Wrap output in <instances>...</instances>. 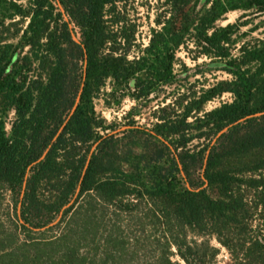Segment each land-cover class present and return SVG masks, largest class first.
<instances>
[{
    "label": "trees",
    "instance_id": "1",
    "mask_svg": "<svg viewBox=\"0 0 264 264\" xmlns=\"http://www.w3.org/2000/svg\"><path fill=\"white\" fill-rule=\"evenodd\" d=\"M1 3L0 189L17 223L0 264H217L221 245L264 264V42L237 39L264 0H159L147 44L135 0ZM214 67L231 78L190 80ZM110 84L139 102L177 87L154 127L114 132L95 108Z\"/></svg>",
    "mask_w": 264,
    "mask_h": 264
},
{
    "label": "rangeland",
    "instance_id": "2",
    "mask_svg": "<svg viewBox=\"0 0 264 264\" xmlns=\"http://www.w3.org/2000/svg\"><path fill=\"white\" fill-rule=\"evenodd\" d=\"M159 0H135L136 6L139 7V13L137 15V19L140 22V36L141 39L147 44L149 41V37L151 35L152 26H155V17H156V4ZM152 4L153 8L150 7ZM1 13L4 14L6 12V5L4 3L0 4ZM11 12V11H10ZM244 10H234L228 12L226 15L223 16L218 21L220 25H226L230 22H236L239 17L244 14ZM9 13V12H8ZM243 20H249V25L243 26L240 33L237 36L239 40V44L242 43L244 40H253L263 41L264 42V16H255L253 13L250 12V15L245 17ZM251 28H258L257 30L253 31L246 35L247 31ZM8 33H12L15 31L14 28L11 30H7ZM15 43L18 42V39L11 40ZM179 55L185 58L190 65H194L192 60H190L184 50L180 51ZM180 68V67H179ZM186 76L185 73H182V78ZM197 77L201 79L208 78L206 84H212L218 80L231 78V74L222 70V69H207L206 76L198 75L193 76L191 75L190 80H195ZM186 82V81H183ZM177 84L173 86H168L166 93L169 94L171 91L175 90ZM109 90L111 93L109 96L104 98H97L95 99V108L97 113L107 120L108 123H112L116 126V130L114 132H120L127 128V126L134 120L137 125L146 126L149 128L154 127L157 118L154 116V111L156 108L160 106L164 102L165 94L160 97H156L151 101H137L134 99L128 89H125L122 86L109 85ZM233 99V95L230 92L225 93L222 97L211 101L208 104L209 108H214L216 106L221 105L224 101H230ZM108 100V101H107ZM109 102V103H108ZM16 116L15 111L10 113V119L13 120ZM9 127L11 125L9 124ZM194 143H198L197 141ZM1 197H0V216L2 217V221L0 223V229L4 232H7L8 229L11 227L16 228V215L15 209L13 204V196L12 192L5 187L0 189ZM16 223H14V221ZM23 238V235H21ZM212 243L215 245L220 246L221 244L217 241V239L212 238ZM221 254L218 257L217 264H234L229 251L223 247ZM175 259H181L178 254L175 255ZM186 264L185 262H183Z\"/></svg>",
    "mask_w": 264,
    "mask_h": 264
},
{
    "label": "water",
    "instance_id": "3",
    "mask_svg": "<svg viewBox=\"0 0 264 264\" xmlns=\"http://www.w3.org/2000/svg\"><path fill=\"white\" fill-rule=\"evenodd\" d=\"M78 101H79V99H78ZM76 107H77V105L74 107V109H73V111H72V113L76 110Z\"/></svg>",
    "mask_w": 264,
    "mask_h": 264
}]
</instances>
